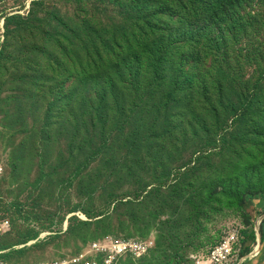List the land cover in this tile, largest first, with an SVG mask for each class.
Returning <instances> with one entry per match:
<instances>
[{
  "label": "rangeland",
  "instance_id": "rangeland-1",
  "mask_svg": "<svg viewBox=\"0 0 264 264\" xmlns=\"http://www.w3.org/2000/svg\"><path fill=\"white\" fill-rule=\"evenodd\" d=\"M42 1L30 44L6 20L27 17L35 0H0V263L152 239L147 258L120 264H238L264 219V71L223 77L220 94H178L193 102L161 110L126 104L125 92H75L64 73L49 94L26 67L35 44L48 46L49 16L106 6ZM73 93L95 103L69 106ZM247 194L254 199L243 202Z\"/></svg>",
  "mask_w": 264,
  "mask_h": 264
},
{
  "label": "trees",
  "instance_id": "trees-1",
  "mask_svg": "<svg viewBox=\"0 0 264 264\" xmlns=\"http://www.w3.org/2000/svg\"><path fill=\"white\" fill-rule=\"evenodd\" d=\"M41 1L32 3L27 17L8 18L7 32L30 44L39 41L37 15L46 8ZM95 6L106 8L78 10L72 19L61 12L49 16L47 27L53 30L42 33L48 46L35 44L26 66L36 69L43 91L52 94L61 84L55 85L53 77L64 73L74 80L75 92H125L126 104L149 107L153 102L161 110L193 102L178 94H220L223 77L264 71V0H96ZM251 86L246 81L238 92ZM88 98L78 102L74 93L65 96L69 106L95 103ZM251 199L247 194L243 202ZM259 232L262 239L264 219Z\"/></svg>",
  "mask_w": 264,
  "mask_h": 264
},
{
  "label": "built area",
  "instance_id": "built-area-1",
  "mask_svg": "<svg viewBox=\"0 0 264 264\" xmlns=\"http://www.w3.org/2000/svg\"><path fill=\"white\" fill-rule=\"evenodd\" d=\"M3 174L4 169L0 165V181ZM228 244L226 243V245ZM226 245L223 247L224 250L226 249ZM155 246L156 243L152 239L137 241L107 240L93 243L75 257L46 264H120V261L124 259L140 261L147 258ZM218 252H216L217 254L214 253V255L216 254L217 256ZM251 255L255 257L257 253ZM0 264L5 263L1 262ZM261 264H264V261Z\"/></svg>",
  "mask_w": 264,
  "mask_h": 264
},
{
  "label": "crops",
  "instance_id": "crops-1",
  "mask_svg": "<svg viewBox=\"0 0 264 264\" xmlns=\"http://www.w3.org/2000/svg\"><path fill=\"white\" fill-rule=\"evenodd\" d=\"M256 246L253 245L252 250L248 252V254L238 262V264H261L264 261V237L256 239ZM257 255L254 257L251 254Z\"/></svg>",
  "mask_w": 264,
  "mask_h": 264
}]
</instances>
